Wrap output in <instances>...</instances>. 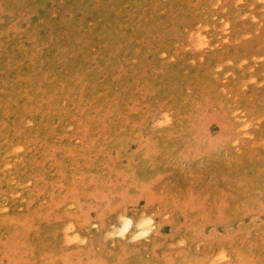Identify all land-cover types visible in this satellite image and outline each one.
Returning <instances> with one entry per match:
<instances>
[{
  "label": "rangeland",
  "instance_id": "374dc122",
  "mask_svg": "<svg viewBox=\"0 0 264 264\" xmlns=\"http://www.w3.org/2000/svg\"><path fill=\"white\" fill-rule=\"evenodd\" d=\"M0 264H264V0H0Z\"/></svg>",
  "mask_w": 264,
  "mask_h": 264
}]
</instances>
